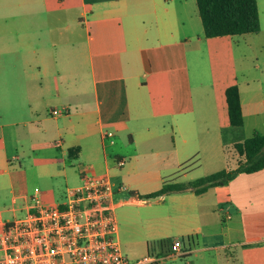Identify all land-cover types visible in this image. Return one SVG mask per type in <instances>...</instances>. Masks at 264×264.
Masks as SVG:
<instances>
[{
	"label": "crops",
	"instance_id": "1",
	"mask_svg": "<svg viewBox=\"0 0 264 264\" xmlns=\"http://www.w3.org/2000/svg\"><path fill=\"white\" fill-rule=\"evenodd\" d=\"M242 35L206 36L196 0H0V210L62 205L84 174L107 175L129 258L169 238L185 264H264V168L142 197L228 169L227 147L264 133V82L239 78Z\"/></svg>",
	"mask_w": 264,
	"mask_h": 264
},
{
	"label": "built area",
	"instance_id": "2",
	"mask_svg": "<svg viewBox=\"0 0 264 264\" xmlns=\"http://www.w3.org/2000/svg\"><path fill=\"white\" fill-rule=\"evenodd\" d=\"M113 196L109 176L84 174L62 205L33 197L25 208L0 210V264H164L186 254L181 241L172 240L164 254L151 250L141 259L129 258L119 241Z\"/></svg>",
	"mask_w": 264,
	"mask_h": 264
},
{
	"label": "trees",
	"instance_id": "3",
	"mask_svg": "<svg viewBox=\"0 0 264 264\" xmlns=\"http://www.w3.org/2000/svg\"><path fill=\"white\" fill-rule=\"evenodd\" d=\"M199 14L203 21L204 34L208 37L223 35L256 34L261 30L258 0H196ZM231 125L240 127L244 124L241 96L238 85L226 90ZM228 169H222L207 176L188 182L165 180L162 187L143 195L152 199L173 192L187 189L202 194L210 187L224 185L238 174L251 173L264 168V133L256 131L251 137L236 142L226 149ZM192 241V237L183 238L182 242ZM171 244V239L157 242L159 253L164 254Z\"/></svg>",
	"mask_w": 264,
	"mask_h": 264
},
{
	"label": "rangeland",
	"instance_id": "4",
	"mask_svg": "<svg viewBox=\"0 0 264 264\" xmlns=\"http://www.w3.org/2000/svg\"><path fill=\"white\" fill-rule=\"evenodd\" d=\"M260 7L262 11L263 33L259 37L249 34L244 35V37L239 36V45L236 47L239 78L243 85L247 80L253 82L255 79L254 81L256 82H253L255 85L258 82L257 79H262L264 82V0H260ZM243 38H246V44ZM5 217L8 218L11 215L5 213ZM176 259H168L164 264H185V259H180V257Z\"/></svg>",
	"mask_w": 264,
	"mask_h": 264
}]
</instances>
